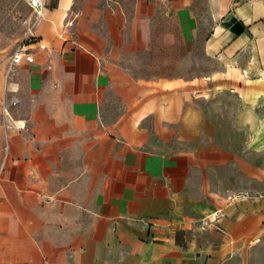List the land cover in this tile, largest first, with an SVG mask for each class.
<instances>
[{
	"label": "crops",
	"instance_id": "obj_1",
	"mask_svg": "<svg viewBox=\"0 0 264 264\" xmlns=\"http://www.w3.org/2000/svg\"><path fill=\"white\" fill-rule=\"evenodd\" d=\"M44 2L34 62L0 53V264H251L264 0ZM177 48L202 49L201 74L131 69ZM205 106L247 132L242 149L212 142Z\"/></svg>",
	"mask_w": 264,
	"mask_h": 264
},
{
	"label": "rangeland",
	"instance_id": "obj_2",
	"mask_svg": "<svg viewBox=\"0 0 264 264\" xmlns=\"http://www.w3.org/2000/svg\"><path fill=\"white\" fill-rule=\"evenodd\" d=\"M36 16L27 0H0V53L10 56L17 48L27 41L28 33L36 20ZM205 59L201 48L197 49L195 57L186 56L180 48L171 53L167 49H160L144 62L130 65L134 73L139 75H175L189 70L191 74H201ZM207 116L215 119V128L211 129L212 142L216 144L236 145L244 147L248 134L243 129L232 126L230 113L214 112L206 107ZM213 109V107H212ZM225 114L218 118L219 115ZM227 183L244 182L243 178L234 175L233 170L227 169L225 177ZM250 256L251 264H264V241H259L256 250Z\"/></svg>",
	"mask_w": 264,
	"mask_h": 264
},
{
	"label": "built area",
	"instance_id": "obj_3",
	"mask_svg": "<svg viewBox=\"0 0 264 264\" xmlns=\"http://www.w3.org/2000/svg\"><path fill=\"white\" fill-rule=\"evenodd\" d=\"M28 4L30 5L32 11L34 12L36 18H40L43 16L45 2L44 0H27ZM74 24V20H69L66 22L67 27H72ZM23 61L32 63L34 62V57L31 51L26 47V45H22L19 47L14 54L12 55V62L15 64L22 63ZM230 199L233 198L229 196Z\"/></svg>",
	"mask_w": 264,
	"mask_h": 264
}]
</instances>
